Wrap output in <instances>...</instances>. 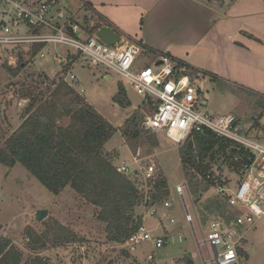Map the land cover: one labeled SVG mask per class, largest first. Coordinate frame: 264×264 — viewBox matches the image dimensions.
Wrapping results in <instances>:
<instances>
[{
	"label": "rangeland",
	"instance_id": "rangeland-1",
	"mask_svg": "<svg viewBox=\"0 0 264 264\" xmlns=\"http://www.w3.org/2000/svg\"><path fill=\"white\" fill-rule=\"evenodd\" d=\"M93 19L86 17L83 23L88 26ZM2 20L7 18L0 16V21ZM93 21L98 28L100 24L105 23V18L97 15ZM115 29L132 42L139 37L132 34L128 36L120 29ZM258 38L264 45V39ZM57 51L64 56L66 48L46 46L37 52L30 47L19 46L0 50V150L35 111L34 109L28 112L31 101H36L38 106L50 99L56 84L65 80L66 73L70 71L78 78L74 90L118 130L104 148L107 158L118 169L126 163L136 175L139 167L148 163L157 165L170 188L168 200L172 201L176 210L174 218L184 223L187 237L185 246H192L197 264H216L212 262L215 259L212 248L205 244L206 232L203 234L195 223L196 236L194 235L190 224L186 222L183 202L176 193V187L185 184L187 180L180 154L185 143L179 144L166 134L145 132L142 129V121L153 111L149 106L151 103H147L145 98L138 95L130 81L103 66H93L84 57L73 56V62L67 66L59 64L54 60ZM148 59L150 60L142 49L135 70L150 63ZM67 67L69 69L65 71ZM180 70L196 77V84L201 85V81L206 80L200 92L201 103L206 102L200 108L202 112L214 115L233 114L248 136L264 144V93L252 91L245 86L231 85L213 76L207 75L205 78L203 73L183 65ZM121 89L125 90L130 102L127 108H121L114 102ZM68 103L69 100L64 101L60 108L63 109ZM134 118L136 122L132 124ZM69 124L68 116L57 121L58 126L66 127ZM125 130L128 131V136L124 135ZM136 131L141 134L138 139L132 137ZM155 140L159 146L154 147ZM216 159L217 162L212 163L211 168L217 186H226L225 188L236 191L240 179L239 171L222 160L218 165V161L222 159L221 155ZM136 175L125 176L134 180L133 182L141 188L142 177L136 179ZM0 182V237L9 240L11 247L20 252L21 264L32 263L38 257L48 264H148L145 260L132 259L150 256L153 250L151 245L143 243L136 245L132 250L126 248V243L109 242L106 224L98 219L100 210L75 193L70 186L63 189L59 195H54L19 163L11 168L0 163ZM219 194L216 187L211 188L204 195L202 203ZM221 195L224 194L221 192ZM185 202V206L189 207L194 216L192 207L195 205L188 192L185 194ZM139 208L144 218L143 204H140L137 212ZM194 208L196 209V206ZM38 209L49 210V216L42 222L35 220ZM57 224L72 232L76 239L71 243L56 245L55 241L61 233ZM245 232L253 243L249 249L250 258H245L237 264H264V216L248 225ZM159 234L158 231L154 232L156 236ZM37 240H42L45 245L35 244ZM182 245L183 243L175 242L156 250L158 259L172 264L175 257L179 256ZM222 250V247H219V251ZM186 259L178 261V264H187Z\"/></svg>",
	"mask_w": 264,
	"mask_h": 264
},
{
	"label": "built area",
	"instance_id": "built-area-1",
	"mask_svg": "<svg viewBox=\"0 0 264 264\" xmlns=\"http://www.w3.org/2000/svg\"><path fill=\"white\" fill-rule=\"evenodd\" d=\"M63 0H0V16L7 20L0 21V50L27 46H53L66 48L63 56L55 52L54 60L68 65L73 56L84 57L93 66H103L130 81L132 88L145 98L147 103H154L153 112L142 121L145 132L166 134L174 142L183 144L196 134L212 132L217 138L229 140L244 150L245 155L235 160L244 159L239 168L238 188L236 191L216 186V190L228 195V203L239 215L232 225L220 221H211L205 233V243L217 249L216 264H237L238 246L241 233L238 228H246L264 216V144L254 140L241 128L233 114L214 115L200 110V92L203 87L196 84L190 75L183 73L180 62L167 54H160L156 59L139 70L137 63L142 53L141 46L122 37L116 45L104 43L96 32L94 22L82 25L75 17L62 8ZM92 31V33H91ZM153 64V65H151ZM183 73V74H181ZM64 82L75 89L78 78L70 71ZM138 161V159H136ZM124 175H136L129 165L123 163L118 169ZM136 177L141 176V190L144 199L145 216L136 232L125 242L126 248L134 250L136 245L150 243L156 250L176 242V235H154V231L145 222L147 218L158 216V209L172 207L169 200L157 203L154 200V188L162 172L157 165L148 163L139 167ZM1 185V182H0ZM188 192L186 183L176 187V193L185 203ZM226 192V193H224ZM170 223L174 218L165 215ZM195 218L186 207V221L193 225ZM181 242V236L178 237ZM222 247V251H219ZM215 254V253H214Z\"/></svg>",
	"mask_w": 264,
	"mask_h": 264
},
{
	"label": "trees",
	"instance_id": "trees-1",
	"mask_svg": "<svg viewBox=\"0 0 264 264\" xmlns=\"http://www.w3.org/2000/svg\"><path fill=\"white\" fill-rule=\"evenodd\" d=\"M41 49L42 46H38L36 51ZM67 69L69 67L65 71ZM66 100H69L68 105L61 109L60 105ZM114 102L121 108L130 106L124 89L119 91ZM149 106L153 111L155 104ZM34 109L20 130L5 142L0 150V163L10 168L21 164L54 195H59L70 186L100 210L98 219L106 224L107 240L116 244L125 243L143 221L137 208L143 202L144 193L134 180L120 173L104 153L106 144L118 132L117 128L64 80L56 84L50 99L38 106L36 101H31L28 112ZM65 116L70 118V124L58 126L57 121ZM135 122L136 118L131 123ZM127 132L125 136H128ZM132 135L136 139L141 136L138 131ZM189 142L193 143L192 148ZM156 146H159L157 140L154 142ZM180 154L188 193L198 215L204 222L213 218L227 225L234 224L239 212L229 205L228 195H215L203 203L202 199L217 186L211 168V164L217 162V156L222 158L218 165L222 160L239 171L244 159L236 161L235 158L245 155L244 150L206 131L189 139ZM154 189L153 197L157 203H163L170 197V188L164 177L157 181ZM57 227L61 233L55 241L56 245L76 239L72 232L58 224ZM41 241L37 240L35 244L44 246ZM187 259L188 264H194L191 258ZM21 262L20 252L11 247L9 240L0 237V264ZM25 264L48 263L38 257L34 262Z\"/></svg>",
	"mask_w": 264,
	"mask_h": 264
},
{
	"label": "crops",
	"instance_id": "crops-1",
	"mask_svg": "<svg viewBox=\"0 0 264 264\" xmlns=\"http://www.w3.org/2000/svg\"><path fill=\"white\" fill-rule=\"evenodd\" d=\"M61 8L82 25H85L83 19L86 17L95 20L99 15L105 18L108 26L127 35H139L133 42L144 49L150 60L167 54L181 65L203 73L205 78L213 76L231 85L264 93V45L258 38L264 39V0H63ZM190 77L198 81L193 75ZM202 83L205 84L206 80ZM185 203V210L186 207L189 210ZM194 207L196 219L190 226L196 236L195 223L204 234L214 219L204 222ZM174 210L173 203L168 210L160 207L158 216L147 218L145 222L154 232H160L159 235H176V242L183 243L172 264L188 257L197 264L192 246H185L184 223L174 218ZM166 214L176 223L171 224L164 217ZM246 228H238L241 233L237 249L239 262L245 258L249 260V249L253 245L247 238ZM150 245L153 249L150 256L132 260L167 264L158 259L156 249Z\"/></svg>",
	"mask_w": 264,
	"mask_h": 264
},
{
	"label": "water",
	"instance_id": "water-1",
	"mask_svg": "<svg viewBox=\"0 0 264 264\" xmlns=\"http://www.w3.org/2000/svg\"><path fill=\"white\" fill-rule=\"evenodd\" d=\"M97 37H99L104 43L108 45H116L121 39L122 35L116 31L113 27L108 26L105 23L100 24L99 29L96 32ZM190 147L192 148L193 143L189 142ZM49 216V210L47 209H38L35 214V220L37 222L44 221ZM215 253V260L217 255V249L213 248ZM215 263V262H214Z\"/></svg>",
	"mask_w": 264,
	"mask_h": 264
}]
</instances>
